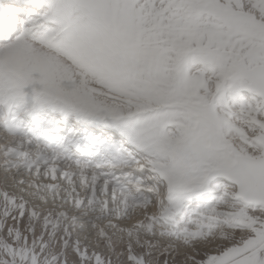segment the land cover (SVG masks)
<instances>
[{"label": "snow or ice", "instance_id": "obj_1", "mask_svg": "<svg viewBox=\"0 0 264 264\" xmlns=\"http://www.w3.org/2000/svg\"><path fill=\"white\" fill-rule=\"evenodd\" d=\"M0 264H264V0H0Z\"/></svg>", "mask_w": 264, "mask_h": 264}]
</instances>
